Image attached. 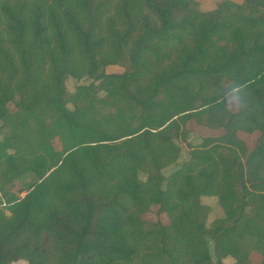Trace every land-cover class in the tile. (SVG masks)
<instances>
[{"label":"trees","instance_id":"1","mask_svg":"<svg viewBox=\"0 0 264 264\" xmlns=\"http://www.w3.org/2000/svg\"><path fill=\"white\" fill-rule=\"evenodd\" d=\"M17 260L264 264V0H0V264Z\"/></svg>","mask_w":264,"mask_h":264},{"label":"rangeland","instance_id":"2","mask_svg":"<svg viewBox=\"0 0 264 264\" xmlns=\"http://www.w3.org/2000/svg\"><path fill=\"white\" fill-rule=\"evenodd\" d=\"M189 1L192 4H194L195 6H197V7H201L203 9H208V8H211V7L215 6L216 4H218L222 0H189ZM233 1L241 2L242 0H233ZM106 70L108 72L121 71L122 68L117 66V65H109L106 68ZM88 82H89V80H87V79L76 80V79H74V78H72L70 76H68L66 78V81H65L67 89L69 91H73L75 86L77 84H79V83H88ZM228 106L231 109H235L237 107L234 100H229ZM189 126L192 127V128H196L197 131H199L200 133H203V134H207V133H209V134H217L219 132V131H214V130L207 129L205 127L196 126L193 121H191L189 123ZM238 135L241 138L245 139V141L247 143V146L249 148H252L253 145L256 142L257 137H258V132H254L252 134H247L245 132H238ZM190 141L193 142V143L199 142L198 141V137L195 134L191 135ZM186 153H187V149L183 148L180 159L184 158L186 156ZM22 194L23 193H21V195ZM202 201H203L204 204H207V205L210 206V212H209L208 219H207L208 223L211 222L213 219H215V218H217L218 216L221 215V210H220V208L218 206V203H217V200H216L215 197H205V198H203ZM156 210H157V207L153 206L149 212H147L146 214L143 215V218L150 219V220L161 219L163 222H166L167 219L165 218V216L157 215ZM229 260L230 259H227V261H229ZM251 260L254 263H258L260 261V254L252 250L251 251Z\"/></svg>","mask_w":264,"mask_h":264},{"label":"crops","instance_id":"3","mask_svg":"<svg viewBox=\"0 0 264 264\" xmlns=\"http://www.w3.org/2000/svg\"><path fill=\"white\" fill-rule=\"evenodd\" d=\"M10 264H28V263L24 260H17V261L11 262Z\"/></svg>","mask_w":264,"mask_h":264}]
</instances>
